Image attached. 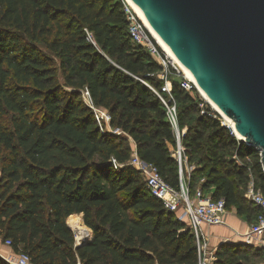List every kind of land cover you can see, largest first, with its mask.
I'll list each match as a JSON object with an SVG mask.
<instances>
[{"label":"trees","instance_id":"16d2710c","mask_svg":"<svg viewBox=\"0 0 264 264\" xmlns=\"http://www.w3.org/2000/svg\"><path fill=\"white\" fill-rule=\"evenodd\" d=\"M128 25L123 0H0V240L32 264L198 262L189 225L127 164L135 149L179 189L169 148L177 133L145 85L161 91L162 67L131 40ZM169 81L171 96H161L175 106L183 153L210 162L199 188L253 224L259 209L244 192L252 178L264 195L259 152L236 139L193 86L182 87L186 80ZM84 90L120 134L103 121L101 128ZM78 223L92 237L76 249ZM252 246L221 243L214 264H243ZM255 250L264 262V249ZM0 264L8 263L0 256Z\"/></svg>","mask_w":264,"mask_h":264},{"label":"water","instance_id":"95a60500","mask_svg":"<svg viewBox=\"0 0 264 264\" xmlns=\"http://www.w3.org/2000/svg\"><path fill=\"white\" fill-rule=\"evenodd\" d=\"M131 2L199 87L232 119V132L259 152L264 171V0ZM91 237L92 233L76 242L75 248Z\"/></svg>","mask_w":264,"mask_h":264},{"label":"built area","instance_id":"2783aa9c","mask_svg":"<svg viewBox=\"0 0 264 264\" xmlns=\"http://www.w3.org/2000/svg\"><path fill=\"white\" fill-rule=\"evenodd\" d=\"M124 11L126 13L127 20L129 22L128 32L131 40L143 48H145L153 60H155L159 65L160 61L157 58L162 59V70L158 73L159 79L162 80L161 91H157L151 85L145 83V85L152 90L166 105L167 116L171 125L176 130L177 135V148L179 150L178 163L181 161L180 156V138L179 130L176 119L175 106H168L166 101L161 96V93H166L171 96V85L167 78V55L165 51L158 45L152 33L149 31L144 21L139 17L136 11L130 6L127 0H123ZM87 40L92 41L91 35L86 31ZM182 87L189 90L191 85L186 82L181 84ZM84 98H89V93L87 90L83 91ZM172 99V97H171ZM90 100V99H89ZM89 105V104H88ZM96 114V119L100 124L101 121L109 123V116L106 112L94 108ZM222 125L231 129L229 125L222 123ZM232 131V129H231ZM112 133L118 135L121 132L118 129L112 130ZM233 133V132H232ZM234 134V133H233ZM114 165H116L115 160H112ZM128 165L134 167L138 170L145 179L146 186L149 192L159 199L164 208L177 214L179 220L186 222L196 241L197 252H198V262L196 264H210V259L207 257L210 252H208V243L206 235L203 232V226H213V225H225L224 216L226 213L224 199L214 200L211 197V192L204 193L200 188L196 189L193 195H190L189 188L184 184L182 174L179 173V189L174 188L167 184L163 178L158 173L157 168L152 163H148L140 159L134 149L128 162ZM122 166V165H120ZM244 197L249 202L253 203L258 207L259 213L253 224L248 226V231L240 234L243 241L246 243H254L258 247L264 249V195L255 186L252 178L247 185L244 192ZM4 246L8 247L11 253L7 255H0L4 261L8 264H32L29 256L26 253L19 252L15 253L11 246V240L2 241Z\"/></svg>","mask_w":264,"mask_h":264},{"label":"rangeland","instance_id":"374dc122","mask_svg":"<svg viewBox=\"0 0 264 264\" xmlns=\"http://www.w3.org/2000/svg\"><path fill=\"white\" fill-rule=\"evenodd\" d=\"M166 55H168L166 53ZM158 61H160V65L162 64V59L161 58H157ZM168 61L170 63H168ZM167 63H168V68H167V78L168 80H170L171 78H182L184 80H186L191 86H193L195 88L196 93L198 94L199 98L207 103V105L209 106V108L211 109V113H216L217 112L213 109V107L209 104V102L207 101V99L201 94V92L199 91L198 87L192 83L184 74V72L176 65V63L172 60V58H169L167 56ZM174 71V72H173ZM171 83V82H170ZM195 92H191L192 95H194ZM83 100L86 101L87 104L91 105L89 103V98H84L82 97ZM89 100V101H88ZM200 108L202 109V113L205 111L206 106H204L202 103L200 104ZM101 110V109H99ZM103 111V110H101ZM105 112V111H104ZM219 116L220 122L225 123L226 125L227 122L224 121V119L222 118V116H220L219 114H217ZM104 122V121H103ZM99 125H101L102 128V123H100ZM104 129L106 131H112V127H110L109 123H105L104 122ZM236 139H238V137L235 135ZM132 144V143H131ZM133 145V144H132ZM134 147V146H133ZM171 152L173 153L174 157H176L178 159V155H179V150L177 148V146L172 147L169 146ZM180 156H181V161L180 163H178V173L182 174L183 177V181L184 184L189 188V193H192V190L194 189H198L201 186V183L205 180V176L199 174L200 170H203L207 167H209L210 162L208 161V156L204 157V162L199 163L196 159H192L190 162L188 161V157L183 153V146L181 144V149H180ZM194 157V156H193ZM239 163L240 160H238ZM191 174H193V179L191 177ZM228 216H232L235 217L237 220H241L242 222H244V229L243 230H234L231 226H229L227 224L228 220L226 219V217ZM82 219V215L80 216ZM226 224L228 225V227L226 226L227 234H225L223 236L222 239V243H228V242H233V243H237V242H242L243 238L240 236V234H243L245 232L248 231V223L246 222V220L243 217H240L236 214L234 208L230 209V210H226L225 213V217H224ZM89 230V229H88ZM203 232H204V227H203ZM91 234V231L89 230V235ZM75 243H76V236H75ZM257 248V246H252V250H249L247 252V257L245 259H241L240 262L243 264H264L262 257L257 253V250H255ZM215 250L216 249H210L209 248V244H208V252H210V255L208 254V258L210 259V264H214V262H216V255H215ZM226 260L228 262H230V258H226Z\"/></svg>","mask_w":264,"mask_h":264},{"label":"bare ground","instance_id":"6f19581e","mask_svg":"<svg viewBox=\"0 0 264 264\" xmlns=\"http://www.w3.org/2000/svg\"><path fill=\"white\" fill-rule=\"evenodd\" d=\"M128 3L130 4V6L136 11V13L139 15V17L144 21L145 25L147 26V28L149 29V31L152 33V36L154 37V39L156 40V42L158 43V45L165 51V53H167L169 58H172V60L176 63V65L184 72L185 76L192 81L199 89V91L201 92V94L207 99V101L209 102V104L213 107V109L219 113L220 116H222V118L224 119L225 122H227V124L234 130V123L232 121L231 118H229L215 103L214 101L207 95V93H205V91L199 87V85L196 83V81L194 80L192 74L174 57V55L170 52V50L166 47V45L162 42V40L158 37V35L154 32V30L150 27V25L147 23V21L144 19V17L141 15V13L138 11V9L136 8V6L131 2V0H127ZM89 101V100H88ZM89 103L91 104V102L89 101ZM234 131V135H238L237 133ZM238 138L240 137L239 135L237 136ZM241 138V137H240ZM75 235H76V242H81L83 240V238L89 236V230L88 228L83 224V223H78L76 225H74L72 227Z\"/></svg>","mask_w":264,"mask_h":264},{"label":"crops","instance_id":"0c3cea01","mask_svg":"<svg viewBox=\"0 0 264 264\" xmlns=\"http://www.w3.org/2000/svg\"><path fill=\"white\" fill-rule=\"evenodd\" d=\"M226 219L228 220L227 224L231 226L235 231L244 229L245 224L241 220H237L235 217L232 216H228L226 217ZM227 224L203 226L204 234L206 235L207 243L209 244L210 249H216L218 245L223 242V236L227 234L226 232H228V228H226V226L228 227ZM9 253H11L10 249L4 246L3 242L0 240V255H7Z\"/></svg>","mask_w":264,"mask_h":264}]
</instances>
